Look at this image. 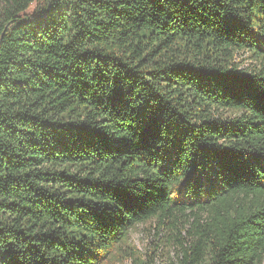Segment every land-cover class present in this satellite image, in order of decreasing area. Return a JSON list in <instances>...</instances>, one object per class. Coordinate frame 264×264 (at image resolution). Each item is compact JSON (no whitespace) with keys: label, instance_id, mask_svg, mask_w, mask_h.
<instances>
[{"label":"trees","instance_id":"obj_1","mask_svg":"<svg viewBox=\"0 0 264 264\" xmlns=\"http://www.w3.org/2000/svg\"><path fill=\"white\" fill-rule=\"evenodd\" d=\"M177 216L171 264L264 262V0H0V264Z\"/></svg>","mask_w":264,"mask_h":264},{"label":"rangeland","instance_id":"obj_2","mask_svg":"<svg viewBox=\"0 0 264 264\" xmlns=\"http://www.w3.org/2000/svg\"><path fill=\"white\" fill-rule=\"evenodd\" d=\"M33 4L29 12L34 10ZM241 59L240 56L238 58ZM252 60L245 56L244 65ZM192 216H177L163 221L157 217L140 222L130 228L127 238L118 243L104 264H171L180 257L182 247L193 240ZM261 264H264L262 262Z\"/></svg>","mask_w":264,"mask_h":264}]
</instances>
